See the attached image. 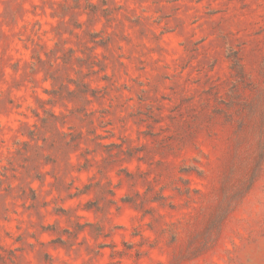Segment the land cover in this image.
Wrapping results in <instances>:
<instances>
[{
  "label": "rangeland",
  "instance_id": "374dc122",
  "mask_svg": "<svg viewBox=\"0 0 264 264\" xmlns=\"http://www.w3.org/2000/svg\"><path fill=\"white\" fill-rule=\"evenodd\" d=\"M0 264H264V0H0Z\"/></svg>",
  "mask_w": 264,
  "mask_h": 264
}]
</instances>
